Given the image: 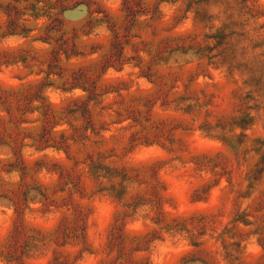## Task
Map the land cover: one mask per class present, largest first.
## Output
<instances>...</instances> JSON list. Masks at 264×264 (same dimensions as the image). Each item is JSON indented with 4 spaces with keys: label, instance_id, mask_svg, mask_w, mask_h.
<instances>
[{
    "label": "rangeland",
    "instance_id": "1",
    "mask_svg": "<svg viewBox=\"0 0 264 264\" xmlns=\"http://www.w3.org/2000/svg\"><path fill=\"white\" fill-rule=\"evenodd\" d=\"M0 264H264V0H0Z\"/></svg>",
    "mask_w": 264,
    "mask_h": 264
}]
</instances>
